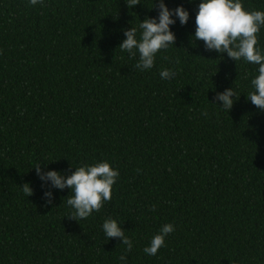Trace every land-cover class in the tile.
<instances>
[{
    "label": "trees",
    "instance_id": "obj_1",
    "mask_svg": "<svg viewBox=\"0 0 264 264\" xmlns=\"http://www.w3.org/2000/svg\"><path fill=\"white\" fill-rule=\"evenodd\" d=\"M135 3L0 0V264H264V112L245 97L257 66L191 39L199 0H165L189 22L172 27L175 44L151 70H137L118 48L123 31L158 5ZM242 4L264 11V0ZM257 38L264 49V28ZM231 87L228 111L213 98ZM100 161L119 179L99 212L68 218V189L45 206L34 167L71 175ZM108 218L131 251L106 239ZM166 223L175 231L145 255Z\"/></svg>",
    "mask_w": 264,
    "mask_h": 264
},
{
    "label": "clouds",
    "instance_id": "obj_2",
    "mask_svg": "<svg viewBox=\"0 0 264 264\" xmlns=\"http://www.w3.org/2000/svg\"><path fill=\"white\" fill-rule=\"evenodd\" d=\"M192 3L193 0H188ZM31 7L43 6L44 0H27ZM133 3L136 5L135 0ZM158 5L155 17H146L137 28L123 31L125 39L119 49L130 58H137L136 69L149 71L154 67L156 57L175 44V34L171 30L177 22L181 26L188 24L190 13L183 5L170 9L165 0H154L153 8ZM264 28V11H249L244 8L242 0H199L195 15V31L191 39L203 41L204 50L226 54L237 62L242 61L256 67V74L250 79L252 89L246 97L257 109L264 112V49L259 46L258 34ZM161 80H172L175 73L170 69L159 72ZM227 79V75H226ZM236 92L233 87L217 92L214 102L219 108L230 111L235 103ZM215 105V103H210ZM40 181L42 199L45 206H50L55 199V192L69 190L66 204L73 210L68 218L75 221L85 220L94 212H99L112 198L113 186L119 179V170L107 161L84 164L74 168L71 175L56 170H45L39 165L34 167ZM25 193L32 195L28 185L23 187ZM28 195V196H29ZM155 210L154 208L152 209ZM101 229L107 240L117 238L126 251H131L133 243L125 235L122 225L117 220L106 219ZM175 231L171 223H166L154 235L143 252L147 256H156L165 246V239ZM121 264H127L126 256L120 257Z\"/></svg>",
    "mask_w": 264,
    "mask_h": 264
}]
</instances>
